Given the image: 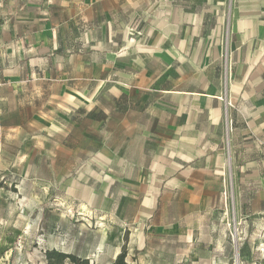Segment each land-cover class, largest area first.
I'll use <instances>...</instances> for the list:
<instances>
[{"label":"crops","instance_id":"0c3cea01","mask_svg":"<svg viewBox=\"0 0 264 264\" xmlns=\"http://www.w3.org/2000/svg\"><path fill=\"white\" fill-rule=\"evenodd\" d=\"M11 37L19 51L29 47L30 62L43 61L39 46L52 50L61 72L38 64V78L15 75L9 82L0 61V86L49 81L61 102L72 93L101 98L102 89L110 90L107 106L64 108L76 123L58 124L66 134L61 150L69 158L81 152L79 160H109L103 170L116 180L125 173L119 160H140L122 179L157 181L165 237L212 230L219 215L225 245L231 212L264 237V0H0V48L10 52ZM71 48L83 56L77 67L92 74L70 72ZM23 63L18 58L14 69ZM133 146L139 158L128 159ZM2 149L0 143V158ZM46 155L58 157L53 150ZM189 238L188 248L175 243L174 252L186 254L180 264L196 263Z\"/></svg>","mask_w":264,"mask_h":264},{"label":"rangeland","instance_id":"374dc122","mask_svg":"<svg viewBox=\"0 0 264 264\" xmlns=\"http://www.w3.org/2000/svg\"><path fill=\"white\" fill-rule=\"evenodd\" d=\"M10 39L13 40L8 47L10 52L7 47L0 48V61L6 64L4 74L9 82L15 75L38 78L33 70L38 64H43L53 74L61 72L60 61L54 58L52 50L39 46L43 61L35 58L30 62L29 47L23 45V50L19 51L17 38ZM73 49L71 54L75 55L70 59V72L73 71L74 76L85 72L92 74L93 68L83 71L77 67L83 56ZM18 58L25 63L14 69ZM56 64L59 70L54 67ZM0 75L2 77L1 67ZM78 86L86 87L87 84ZM56 90L49 81L0 86V143L3 147L0 158V264H48V250L89 257L91 264L96 261L100 264L119 254L124 245L128 249L129 264H180L178 259L186 254L175 253V243L188 248L191 236L196 242L195 251L190 254L195 264H264L263 234L238 224L232 212L227 230L229 243L225 245L220 241L221 231L216 225L221 219L219 215L213 216L212 230L209 225L194 228L189 231V237L179 241L165 237L158 228L161 197L157 194V181L147 184L122 179L130 176L131 162L140 160H119L117 168L125 173L116 174V180L103 170L108 167L109 160H79L81 152L69 158V153L61 150L66 134L58 124H74L76 118L64 108L76 110L83 104L87 108L96 104L107 106L111 94L110 90L102 89L105 93L101 98L88 93L78 99L76 93H72L69 101L61 102L51 95ZM78 133L74 134L75 139L81 136ZM58 144L61 145L57 147ZM151 148L155 150L153 145ZM51 150L58 154L57 160L47 157ZM140 152L133 146L128 150V159L139 158ZM150 157V153L145 155L146 160L152 161ZM151 164V169L156 171V160ZM136 172L134 166L133 174ZM132 183L135 190L127 187ZM139 184L146 186L136 190ZM210 234L215 238L213 244L209 242ZM223 250L229 253L228 259L221 255ZM65 264L73 263L66 261Z\"/></svg>","mask_w":264,"mask_h":264},{"label":"trees","instance_id":"16d2710c","mask_svg":"<svg viewBox=\"0 0 264 264\" xmlns=\"http://www.w3.org/2000/svg\"><path fill=\"white\" fill-rule=\"evenodd\" d=\"M128 249L124 245L121 252L116 258L109 264H128ZM46 259L48 264H65L66 261H70L73 264H91V260L87 257H81L76 254L65 253L58 250H48L46 252Z\"/></svg>","mask_w":264,"mask_h":264},{"label":"built area","instance_id":"2783aa9c","mask_svg":"<svg viewBox=\"0 0 264 264\" xmlns=\"http://www.w3.org/2000/svg\"><path fill=\"white\" fill-rule=\"evenodd\" d=\"M262 218H263V222H264V211H263V214H262Z\"/></svg>","mask_w":264,"mask_h":264},{"label":"bare ground","instance_id":"6f19581e","mask_svg":"<svg viewBox=\"0 0 264 264\" xmlns=\"http://www.w3.org/2000/svg\"><path fill=\"white\" fill-rule=\"evenodd\" d=\"M238 264V263H237Z\"/></svg>","mask_w":264,"mask_h":264}]
</instances>
